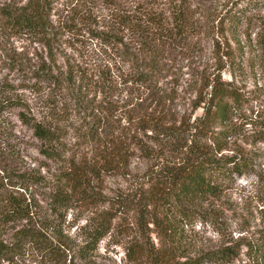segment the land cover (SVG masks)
Returning <instances> with one entry per match:
<instances>
[{
	"label": "trees",
	"instance_id": "obj_1",
	"mask_svg": "<svg viewBox=\"0 0 264 264\" xmlns=\"http://www.w3.org/2000/svg\"><path fill=\"white\" fill-rule=\"evenodd\" d=\"M257 1L0 0V264H100L111 224L131 233L128 264H264V220L251 224L264 168L240 140L264 142V106L245 116L244 92L220 75ZM207 38L212 69L188 62ZM13 109L46 173L20 169ZM104 176L127 182L104 190ZM195 222L218 243L184 237L179 224Z\"/></svg>",
	"mask_w": 264,
	"mask_h": 264
},
{
	"label": "rangeland",
	"instance_id": "obj_2",
	"mask_svg": "<svg viewBox=\"0 0 264 264\" xmlns=\"http://www.w3.org/2000/svg\"><path fill=\"white\" fill-rule=\"evenodd\" d=\"M230 2L231 0H215V5L218 9L222 6V4L226 3L228 5ZM244 2L245 0H238V6L244 5ZM208 5L209 4H206L205 7ZM246 9L245 15L240 19L236 27L237 33H241L237 35V38L240 40L242 46L239 50H236V48H238L236 47V42L229 36L228 42L235 52L232 59L233 63L232 65H229L226 62L225 67H223L220 71L222 78L233 80V82H235V84L244 92L243 94L245 96V100L242 103L243 111L240 112H244L245 116L249 114L251 110L255 113L257 108L264 106V0H259L252 6H247ZM226 34L229 33L226 32ZM21 42L22 40L14 38L12 45L16 48H20L19 44ZM203 43L205 45V49L201 55L196 58H189L188 62L198 63L200 66L206 65L207 68L212 69L215 62L213 58L209 57L211 41L207 38L206 40H203ZM184 63H186V60H184ZM182 69L183 71H186L183 74L185 78V82L183 84L185 85L187 78L189 80L190 73L187 72L189 69L186 66ZM199 111V108L194 110L195 113ZM10 119L12 123L10 132L11 138L14 142L13 147L18 151L19 158H21V164L19 165L20 169L30 171L35 170L39 173H46V168H49L51 163L38 153V146L41 141L32 135L30 128L20 123L15 116L14 109L10 112ZM244 125L248 127V123H245ZM240 140L246 148H250L257 153V161L260 163L262 168H264V142H251L250 135L243 138L240 137ZM1 147L2 145L0 143V150ZM142 167L143 163L136 159H133L130 163V169L132 172L139 171ZM126 182L127 181L118 177L105 178L104 176L101 180L104 190L105 184L107 186H111L113 189L116 185L121 187L124 186ZM45 186L39 185L30 189V191L34 193L33 196L35 200L41 205V209L47 208L45 200L48 192L50 191V188ZM234 196L235 192L230 193V197L232 199ZM258 207H260V205L251 209L253 214L252 218H254L251 224H260V221L264 220V210L258 209ZM71 215V209H69L66 216L68 217ZM127 216L129 215L127 214ZM77 223L78 224H74L71 227V230H74L75 225L84 223V219H78ZM147 225L151 228L150 223ZM179 226L183 230L182 235L184 237H193V240H196V243L199 242L202 245H211L217 244L219 241V236L208 224H199V222H195L194 224H179ZM144 229L146 230V228ZM11 230L12 229H10L9 232H11ZM146 232L147 236H145L144 239L148 237V239L155 245V233L151 230H146ZM130 236L131 233L128 235H121L117 231V224H111L108 232L99 239V255L96 259L101 261L100 264H128L129 261L127 257H125L124 250ZM182 258L183 257H179V259Z\"/></svg>",
	"mask_w": 264,
	"mask_h": 264
}]
</instances>
